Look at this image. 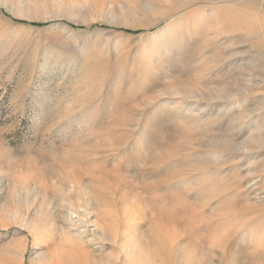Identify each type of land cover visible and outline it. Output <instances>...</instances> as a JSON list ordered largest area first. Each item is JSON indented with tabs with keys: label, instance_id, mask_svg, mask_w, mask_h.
<instances>
[{
	"label": "rangeland",
	"instance_id": "rangeland-1",
	"mask_svg": "<svg viewBox=\"0 0 264 264\" xmlns=\"http://www.w3.org/2000/svg\"><path fill=\"white\" fill-rule=\"evenodd\" d=\"M0 264H264V0H0Z\"/></svg>",
	"mask_w": 264,
	"mask_h": 264
},
{
	"label": "bare ground",
	"instance_id": "bare-ground-1",
	"mask_svg": "<svg viewBox=\"0 0 264 264\" xmlns=\"http://www.w3.org/2000/svg\"><path fill=\"white\" fill-rule=\"evenodd\" d=\"M84 212L85 211H82L81 210V211H78V212H74L73 213L74 215L69 216V218H70L69 222L71 224L70 228H72L71 230H75L76 232L78 231L77 232V236L84 235V234H91V235H93L96 232V228L97 227L95 228V230H92V229H90L88 227V226H91L92 227L94 225L88 223V221H87L88 219L86 218V216L87 215L89 216V214H87L85 216Z\"/></svg>",
	"mask_w": 264,
	"mask_h": 264
}]
</instances>
